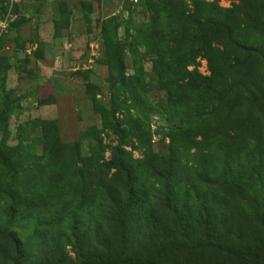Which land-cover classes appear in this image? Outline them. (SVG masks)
Returning a JSON list of instances; mask_svg holds the SVG:
<instances>
[{
    "label": "rangeland",
    "instance_id": "1",
    "mask_svg": "<svg viewBox=\"0 0 264 264\" xmlns=\"http://www.w3.org/2000/svg\"><path fill=\"white\" fill-rule=\"evenodd\" d=\"M169 1L160 6L164 10L159 17H164L166 10H175L171 23L194 13L204 20L212 13H208L206 5L213 11L231 10L240 5V0ZM17 16H24L27 21L16 29L2 28V24ZM156 18L147 0H0V92H3L0 106L4 102L6 108L7 101L12 100L14 108L6 122L7 130L0 128V147L6 146L13 153V156L8 153L6 164L0 166V184L13 192V196L0 194V222L16 210L15 216L19 218L18 222L14 218L12 229L22 240L28 241V235L37 225L41 229L52 228L57 236L65 238L71 235L72 222L78 219V236L85 240V250L96 247L95 240L107 235L109 230V223L102 218L105 210L101 208L105 207L108 196L101 186L111 184L116 172L111 168L106 173L105 167L117 147L133 161L144 159L148 150L158 157L169 156V134L189 128L188 119H195L193 125L203 119H232L233 124L239 120L244 128L253 127L247 135L252 132L264 135V101L260 102L256 90L246 87L248 81L252 82L251 71L244 74L248 80L238 79L237 94L227 105L229 110L219 109L213 115L211 104L199 101L196 107L169 109L168 92L155 70L154 61L159 52L154 47V37L148 40L150 34L146 30L155 27L153 23L159 20ZM239 24L247 35L243 39L235 38L226 56H232L233 51L240 56V62L258 58L264 30L258 31L260 24L253 20H240ZM261 27L264 29V15ZM160 38L165 44L170 41L168 36ZM116 57L122 66L120 60L114 61ZM231 60L234 62L233 56ZM259 70L264 74V66ZM187 71H197L202 77L211 75L208 61L202 55L195 57ZM19 79L25 83L23 89L17 82ZM225 79L229 82L232 78ZM101 110L105 111V117ZM47 121H55L56 130L49 131L50 138L46 140L43 123ZM230 133L234 134L233 129ZM54 137L61 146L57 151L51 146ZM194 139L201 141L203 137L195 135ZM195 151L192 148L190 154ZM29 157H38L40 163L33 164ZM241 159L255 161V156L244 151ZM213 162V159L210 163L203 162V167L212 170ZM261 169L243 171L245 182L247 174L259 173L257 176L263 177L250 182L248 187L252 190H264ZM59 173L61 179L57 178ZM220 181L217 186L221 185ZM83 183H87L84 188ZM205 185L201 181L197 189ZM16 194L19 196L15 198ZM247 202L251 204H243L246 211H239L234 225L248 227L250 234L260 233L264 237L259 224L264 219V207L253 204L257 200ZM96 204L101 210H94ZM146 206L153 211L161 210L151 192ZM29 207L34 210L32 213L25 209ZM44 215L48 224L42 218ZM229 216L222 219L218 214L213 220L212 213L209 219L212 223L220 222L217 230L224 231ZM71 242L65 244L64 250L76 262L77 254ZM8 249V243L0 240V260Z\"/></svg>",
    "mask_w": 264,
    "mask_h": 264
},
{
    "label": "trees",
    "instance_id": "2",
    "mask_svg": "<svg viewBox=\"0 0 264 264\" xmlns=\"http://www.w3.org/2000/svg\"><path fill=\"white\" fill-rule=\"evenodd\" d=\"M149 1L147 3L154 8L158 18L164 10L160 6L165 5L167 0ZM173 3L172 6L177 7ZM206 7L208 13L212 12V17L207 15L203 20L194 13L189 17L184 16V19L183 16L178 17L171 23L176 14L173 8L172 12L166 10L165 16L153 23L155 27L146 29L150 34L148 40L154 37L153 44L159 52L154 61L157 65L155 70L159 74L160 84L168 92L169 109L175 111L196 107L199 101L210 103L213 115L216 110H226L228 103L237 94L238 79H247L244 74L250 71L252 82L248 81L246 87L256 90L260 102L264 101V74L259 72L264 66V31L263 44L257 51L258 58H250L245 63L240 62V56L233 51L234 62L232 56H226L234 39H243L247 35L240 28V20L258 22L260 28L257 27V30H264L261 27L264 1L240 0V5L231 10L215 8L213 11L210 5ZM240 15L242 19H239ZM163 35L168 36V44L160 38ZM198 55L207 59L211 72L209 77H202L197 71H187V66ZM119 60L117 57L114 59L116 62ZM225 77L232 79L228 82ZM2 95L3 92H0ZM11 101H7L6 108L4 102L0 106V128L3 131L7 130L6 122L14 112ZM101 111L105 117V111ZM188 120L191 128L175 130L169 134V156L158 157L148 150L144 159L133 161L120 147L113 149L112 160L106 164L105 172L111 168H115L116 172L110 179L111 184L101 186L108 196L104 201L105 207L101 208L105 210L102 218L109 223V230L107 235L95 240L96 247L91 246L85 250V240L78 236V219L72 222L71 235L65 238L57 236L52 228L41 229L37 225L34 232L28 235V241L22 240L16 230L12 229L14 218L15 221L19 218L13 209L11 215L6 216L3 223L0 222V240L9 246L0 264H264V237L260 233L250 234L248 227L234 225L237 215L240 216L239 211L247 201L257 200L253 204L264 207V203L261 205V201L264 202V190L256 191L248 187L255 178L263 177L257 176L259 173L252 176L247 174L246 182L243 181L245 170L252 172L262 168L264 173V135L253 132V135H247L253 127L244 128L239 120L233 124L232 119H203L195 125L192 124L195 119ZM43 124L44 138L47 140L48 132L56 130V122L47 121ZM117 127L114 125V128ZM232 129L234 134L230 133ZM195 135H201L203 140L196 141ZM51 139L55 140L51 144L52 150L57 151L61 147L58 139ZM192 148L196 151L190 154ZM205 149L208 153H205ZM244 151L253 154L255 161L241 159ZM8 153L13 156L12 150L6 146L0 147V166L6 164ZM44 155L48 154L45 152ZM28 159L35 165L40 163L38 157ZM211 159L214 161L212 170L204 168V163H210ZM57 178L61 179V173L57 174ZM218 180H221L219 186L216 185ZM201 181H205L206 185L197 189ZM97 184L100 183L97 181ZM86 185L83 183L81 187ZM149 192L157 200L160 212L146 206ZM0 194L13 196V192L2 184ZM25 209L29 213L34 211L32 207ZM94 210H101L100 206L96 204ZM229 212L236 215L229 216ZM212 213L213 220L218 214L222 219L229 216L224 231L217 230L220 222L216 220L212 223L209 219ZM42 218L46 220L45 224L49 223L45 215ZM259 224L264 230L263 217ZM69 240H72L76 250V262L70 260L64 250Z\"/></svg>",
    "mask_w": 264,
    "mask_h": 264
},
{
    "label": "water",
    "instance_id": "3",
    "mask_svg": "<svg viewBox=\"0 0 264 264\" xmlns=\"http://www.w3.org/2000/svg\"><path fill=\"white\" fill-rule=\"evenodd\" d=\"M25 22H26V18L24 16H17L8 23V27L10 29H16L19 26L23 25Z\"/></svg>",
    "mask_w": 264,
    "mask_h": 264
},
{
    "label": "crops",
    "instance_id": "4",
    "mask_svg": "<svg viewBox=\"0 0 264 264\" xmlns=\"http://www.w3.org/2000/svg\"><path fill=\"white\" fill-rule=\"evenodd\" d=\"M26 18V17H25ZM26 21H27V18H26ZM23 79V78H22ZM22 79H19L17 82H19V84L21 83V86H20V89H23V86H25L24 82L22 81Z\"/></svg>",
    "mask_w": 264,
    "mask_h": 264
},
{
    "label": "built area",
    "instance_id": "5",
    "mask_svg": "<svg viewBox=\"0 0 264 264\" xmlns=\"http://www.w3.org/2000/svg\"><path fill=\"white\" fill-rule=\"evenodd\" d=\"M11 21H12V20H11ZM9 22H10V21H8V22L6 21V23L2 24V28H4V29L7 28Z\"/></svg>",
    "mask_w": 264,
    "mask_h": 264
}]
</instances>
